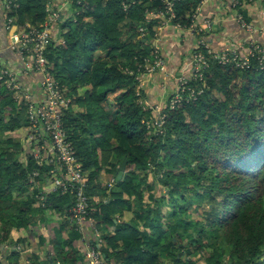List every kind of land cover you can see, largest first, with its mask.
I'll list each match as a JSON object with an SVG mask.
<instances>
[{"label":"trees","instance_id":"obj_1","mask_svg":"<svg viewBox=\"0 0 264 264\" xmlns=\"http://www.w3.org/2000/svg\"><path fill=\"white\" fill-rule=\"evenodd\" d=\"M64 1L52 0V10ZM16 2L7 14L1 1V29L8 16L20 25L24 14L33 26L45 21L47 0ZM197 3L177 2L178 19L189 24ZM163 7L161 0H71L52 24L49 71L72 100L64 127L87 174L92 216L106 234L104 255L111 264H264V69L254 59L241 69L209 58L205 80L192 84L203 93L167 108L161 133L150 134L144 122L153 113L135 74L152 54L159 22H146L147 12ZM13 133L24 141L4 138ZM28 133L24 106L0 81V264H86L80 232L65 220L73 199L46 189L48 167L29 157ZM124 157L121 181L97 203V178L105 171L115 179Z\"/></svg>","mask_w":264,"mask_h":264},{"label":"built area","instance_id":"obj_2","mask_svg":"<svg viewBox=\"0 0 264 264\" xmlns=\"http://www.w3.org/2000/svg\"><path fill=\"white\" fill-rule=\"evenodd\" d=\"M17 0H3V9L10 12L16 6ZM71 0H65L59 10H52V0H47V17L39 27L33 26L29 21L23 25L16 24L15 18L8 16L4 21V28L11 34L7 47L0 48V54L8 52L12 57L2 60L0 57V81H3L13 93V97L27 114L28 119V145L30 147L29 157L36 160L39 167H48L43 170V181L49 183L46 188L52 193L69 195L72 197V204L66 208L65 219L72 227L80 232V250L85 257L86 264H111L105 257V241L101 231L98 229L91 212V189L87 182V174L83 169L81 161L76 157V150L69 140L64 127L63 118L70 108L72 100L65 96L55 79L53 68L47 60L48 47L53 41V26L57 22L60 10ZM126 1V0H125ZM163 8L148 11L146 22L161 20L160 24L175 26L186 30L197 37V48L192 51L189 60V72L184 71L177 77L175 90L167 96L164 103L144 102L145 108L153 113L152 117L145 120L150 134L161 133L166 109L175 110L183 103H190L197 100L203 93L200 86L192 87L194 82L199 83L205 80L204 70L209 67V58H214L221 64L235 63L241 69L251 66V61H257L258 66L264 69V42L252 40V33L255 29L239 16L237 21L249 33L251 43L247 50L240 46L227 51H214L207 39L206 32L210 27L208 23L204 27L197 23V18L202 7L210 0H198L195 11L189 15V24L178 19L175 6L180 0H161ZM80 3V1H78ZM135 1L132 2L134 4ZM127 11L129 5L123 3ZM15 9V8H14ZM157 30V28H154ZM264 31V29H263ZM144 36V27L139 29ZM158 34L155 33L152 39V54L138 64L135 74L138 82L139 94L144 89L146 79L156 73L164 72L167 62L160 54L158 48ZM205 51V52H204ZM3 55V54H2ZM133 74V72H130ZM22 78L36 82L35 87L29 85L27 80L21 82ZM32 87V89L29 88ZM41 176V171H34L30 177ZM115 184V179L109 181V187ZM45 192V191H43ZM40 199H45L42 193Z\"/></svg>","mask_w":264,"mask_h":264},{"label":"crops","instance_id":"obj_3","mask_svg":"<svg viewBox=\"0 0 264 264\" xmlns=\"http://www.w3.org/2000/svg\"><path fill=\"white\" fill-rule=\"evenodd\" d=\"M239 16L255 29L251 35L252 40L264 42V0H210L199 12L197 23L203 27L207 23L210 26L206 36L214 51H227L238 46L247 50L251 37L237 21ZM156 21H159L156 30L159 38L157 45L167 62V67L164 72L151 75L145 81L143 89L146 94L145 101L154 104L164 103L165 98L175 90L177 77L184 71L189 72L188 63L192 51L197 48L195 35L174 24L162 26L161 20ZM11 34V32L7 34L3 23V29L0 27V48L7 47ZM2 54H0L2 60L12 57L8 52ZM100 175L102 185L100 187L98 185L100 183L97 182L92 194L97 203L110 192L109 181L113 178L105 171Z\"/></svg>","mask_w":264,"mask_h":264},{"label":"rangeland","instance_id":"obj_4","mask_svg":"<svg viewBox=\"0 0 264 264\" xmlns=\"http://www.w3.org/2000/svg\"><path fill=\"white\" fill-rule=\"evenodd\" d=\"M14 8L15 9H18L19 8V4H16V6H14ZM9 12H7V14H8ZM23 21L26 23L27 21H29L28 19H27V14H24L23 15ZM27 19V20H26ZM15 22H16V24L18 25L19 23H18V21L17 20H15ZM29 23H31L30 21H29ZM125 22H124V24H122L121 26H120V28L122 29V30H124L126 27H125ZM155 27L156 28H158V22H157V24L155 25ZM68 29H64V32H66ZM136 34H139L140 36H142V33L141 32H136ZM134 35V34H133ZM132 35V36H133ZM131 39V38H130ZM144 41H146V40H144ZM149 43V42H148ZM147 43V44H148ZM166 99V98H165ZM143 102V101H142ZM23 116H24V114H23ZM24 123H26V118H25V116H24ZM27 125V124H26ZM10 136H13L14 137V140L16 141V142H23L24 140H23V138H21L18 134H15V133H13V134H11V135H6V137H4L5 139L7 138V137H10ZM23 158H26V156L24 155L23 156ZM100 176L101 175H99V177L97 178L98 179V183H100V184H98L100 187H101V181H102V177L100 178ZM158 177H159V179L157 178L156 179V183L158 184V185H160V183H162L161 182V180H162V178H161V176H159L158 175ZM153 181H154V178H153ZM160 189V190H159ZM99 190H101V188L99 189ZM161 191V188H158L157 189V193H158V195H160V194H164L165 193V191L167 192L168 191V189L167 188H165V187H163V190H162V192H160ZM92 194H94V192L92 191ZM196 206L194 205L193 206V208H195ZM163 209H165V208H163ZM205 215V213H204V211H203V207L202 208H197V218L198 219H200V220H203V218H202V216H204ZM130 217V215L129 214H126L125 215V217H124V219H128ZM100 230H102V228L100 227ZM104 233V232H103ZM37 234H38V232H36V234H35V232L32 234V232L30 233V235H31V239H32V242L34 243L35 241L37 242ZM105 234V233H104ZM13 235V238H15V237H19V236H21V234L20 233H17V232H15L14 234H12ZM24 235V237L26 236V234H23ZM106 235V234H105ZM105 235H103L102 234V236L104 237ZM6 244V243H5ZM7 245V247H9V243H7L6 244ZM32 245L33 244H31V247H32ZM55 246V245H54ZM59 246H63V243L62 242H60V245ZM36 247V246H35ZM25 258H23V260H22V262H21V264H26L27 263V261H25ZM203 262H204V260L202 261L200 258H199V263L198 264H203Z\"/></svg>","mask_w":264,"mask_h":264},{"label":"water","instance_id":"obj_5","mask_svg":"<svg viewBox=\"0 0 264 264\" xmlns=\"http://www.w3.org/2000/svg\"><path fill=\"white\" fill-rule=\"evenodd\" d=\"M126 166H127V157H124L119 165V169H118V173L115 176V182L118 183L121 181L125 170H126Z\"/></svg>","mask_w":264,"mask_h":264}]
</instances>
